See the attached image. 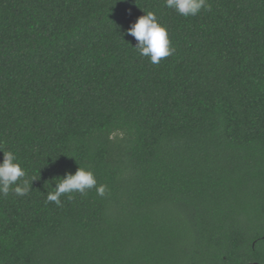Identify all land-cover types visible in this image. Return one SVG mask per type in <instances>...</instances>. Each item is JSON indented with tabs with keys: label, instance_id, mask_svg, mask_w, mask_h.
I'll list each match as a JSON object with an SVG mask.
<instances>
[{
	"label": "trees",
	"instance_id": "1",
	"mask_svg": "<svg viewBox=\"0 0 264 264\" xmlns=\"http://www.w3.org/2000/svg\"><path fill=\"white\" fill-rule=\"evenodd\" d=\"M208 2L0 0V149L33 180L0 264H264V0ZM149 11L157 65L124 34ZM78 167L104 196L46 202Z\"/></svg>",
	"mask_w": 264,
	"mask_h": 264
},
{
	"label": "clouds",
	"instance_id": "2",
	"mask_svg": "<svg viewBox=\"0 0 264 264\" xmlns=\"http://www.w3.org/2000/svg\"><path fill=\"white\" fill-rule=\"evenodd\" d=\"M164 6L182 17H194L202 10H211L208 0H164ZM135 40L134 49L141 57L157 65L171 56L175 48L171 45L168 29L162 25L154 12H147L138 17L124 32ZM0 161V196H7L11 191L16 196H26L31 191L33 180L26 178V171L21 167L18 157L12 151H4ZM60 178V177H58ZM46 195V202L62 207V196L72 199L74 193L84 196L95 189L98 196H104L106 185L98 184L93 172L78 167L74 173H65Z\"/></svg>",
	"mask_w": 264,
	"mask_h": 264
},
{
	"label": "water",
	"instance_id": "3",
	"mask_svg": "<svg viewBox=\"0 0 264 264\" xmlns=\"http://www.w3.org/2000/svg\"><path fill=\"white\" fill-rule=\"evenodd\" d=\"M246 264H260V263H257V262H250V263H246Z\"/></svg>",
	"mask_w": 264,
	"mask_h": 264
}]
</instances>
